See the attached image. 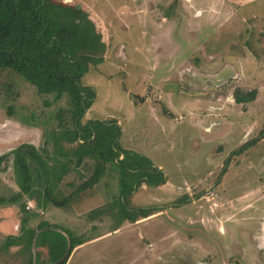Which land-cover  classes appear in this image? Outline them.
Instances as JSON below:
<instances>
[{
	"label": "rangeland",
	"instance_id": "1",
	"mask_svg": "<svg viewBox=\"0 0 264 264\" xmlns=\"http://www.w3.org/2000/svg\"><path fill=\"white\" fill-rule=\"evenodd\" d=\"M55 1L81 8L102 44L88 47L96 62L81 84L94 97L82 121L115 119L132 161L148 159L165 182L142 181L122 200L118 168L108 164L66 206L40 209L26 196L0 204V264H49L45 247L2 249L23 219L83 238L66 264H264V0ZM252 90L253 100L236 102ZM68 107L66 96L39 94L0 70V154L22 142L52 154L47 136ZM93 165L86 158L65 175L58 196ZM17 192L9 161L0 166V197ZM121 200L156 211L121 221Z\"/></svg>",
	"mask_w": 264,
	"mask_h": 264
},
{
	"label": "trees",
	"instance_id": "2",
	"mask_svg": "<svg viewBox=\"0 0 264 264\" xmlns=\"http://www.w3.org/2000/svg\"><path fill=\"white\" fill-rule=\"evenodd\" d=\"M91 44L93 52L96 47L101 50L99 35L79 7L55 0H0V70H12L39 94H50L57 100L66 96L69 104L55 113L58 129L47 136L52 154L28 142L0 154V166L10 161L18 187L15 195L0 197V204L16 203L26 196L35 200L40 209L66 206L79 193L97 185L108 164L118 168L122 200L142 181L150 186L165 182L162 171L148 159L142 158L143 163L132 161L119 143L121 128L115 119L82 121L94 97L91 87L81 84L89 65L96 62L88 53ZM255 94V90L239 91L235 100L250 102ZM257 140L246 141L232 154H241ZM86 158L94 161L89 177L67 196L59 197L58 183ZM122 200L116 211L121 221L135 222L156 211L150 206L127 208ZM23 224L19 234L6 236L2 249L16 245L27 249L45 247L49 264H66L72 249L84 241L68 231L66 237L52 230L47 222L37 228L26 226V219Z\"/></svg>",
	"mask_w": 264,
	"mask_h": 264
},
{
	"label": "crops",
	"instance_id": "3",
	"mask_svg": "<svg viewBox=\"0 0 264 264\" xmlns=\"http://www.w3.org/2000/svg\"><path fill=\"white\" fill-rule=\"evenodd\" d=\"M117 8V7H116ZM127 8V7H126ZM129 9V8H128Z\"/></svg>",
	"mask_w": 264,
	"mask_h": 264
}]
</instances>
